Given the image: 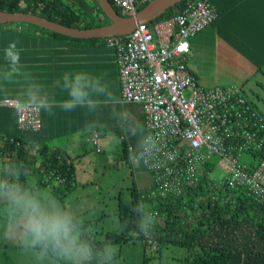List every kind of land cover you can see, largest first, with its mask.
Segmentation results:
<instances>
[{"label":"trees","instance_id":"obj_1","mask_svg":"<svg viewBox=\"0 0 264 264\" xmlns=\"http://www.w3.org/2000/svg\"><path fill=\"white\" fill-rule=\"evenodd\" d=\"M109 1L118 12L119 9L111 0ZM190 1L192 0H181L148 24L180 13L182 7ZM145 5H141L137 10ZM211 5L213 6L212 3ZM0 11L31 13L79 29L110 23L96 0H0ZM105 38L70 37L34 24L6 22L0 24V56H6L5 49L10 43L15 42V50L20 54L19 64L15 67L20 66L19 70L31 66L32 70L38 71L46 64L41 63L47 53L51 54L52 67H57L59 73L66 68L65 64L72 62L69 59L71 56L74 59V66H85L84 61L78 65L75 62L76 57H85L88 51L86 49L89 47L104 45ZM261 68L258 67L259 70ZM191 73L195 76L193 72ZM22 78L20 74L17 75V79L13 76V66L9 59L0 58L1 99L25 100L24 95L20 93ZM120 93L123 101L122 92ZM253 105L264 116L254 103ZM116 132L121 138L122 157L129 165H133L122 130L117 129ZM147 133L144 123V139ZM11 136L19 144L7 140L0 147L1 160L14 153V158L0 171V190L10 187H17L19 193L33 190L36 185L28 182L27 174H34L36 183L47 184L50 181L44 175H49L52 171H55L57 178L62 179L59 185H53L51 188L55 195L75 187V165L67 160V156L61 150L42 145L30 154L25 147L24 136L19 130L17 133H0V139ZM252 151L248 153L252 157L251 164L254 160L264 158V149ZM215 167L214 164L207 165L197 185L177 197L155 195L157 186L151 173L146 170L151 175V186L142 191L134 182L128 190L129 198L125 201L118 200V231H106L101 239H97L98 233L83 230L75 240V228L71 225L69 237L74 241V245L88 246L90 250L88 260L92 264H95L104 252L106 245L137 239L142 240L144 250L149 246L158 252L163 243L169 242L181 246L187 252L183 264H264V202H254L244 193H237L224 186H214L212 176L215 177L213 174ZM153 210L162 217L161 224L153 223L148 218L146 220L147 213ZM189 214L193 220H189ZM37 245L52 255L59 251L43 242Z\"/></svg>","mask_w":264,"mask_h":264},{"label":"built area","instance_id":"obj_2","mask_svg":"<svg viewBox=\"0 0 264 264\" xmlns=\"http://www.w3.org/2000/svg\"><path fill=\"white\" fill-rule=\"evenodd\" d=\"M111 1L129 16L151 0ZM216 18L210 1L192 0L169 18L106 37L105 45L115 53L123 101L143 109L148 133L138 160L153 177L155 195L180 196L214 164L221 171L220 178L212 176L214 186L263 203L264 158L251 164L252 159L241 162V156L264 149V116L241 85L206 87L188 69L189 39ZM0 104L15 110L20 131L41 128L37 103L4 98ZM97 138L95 132L89 140L100 152ZM7 140L19 144L12 136L0 142ZM57 177L55 171L47 175L50 182L62 180Z\"/></svg>","mask_w":264,"mask_h":264},{"label":"crops","instance_id":"obj_3","mask_svg":"<svg viewBox=\"0 0 264 264\" xmlns=\"http://www.w3.org/2000/svg\"><path fill=\"white\" fill-rule=\"evenodd\" d=\"M210 1L216 9L217 18L189 39V70L206 87L217 84L242 86L247 73L261 71L258 67L264 66V0ZM86 50L85 57L75 59L78 65L84 61L85 66H74L71 56L69 59L72 62L65 64L66 68L59 73L57 67H52V56L47 53L45 62L41 63L46 64L38 71L32 70L31 66L24 70H19L20 66L13 67L16 79L19 74L23 76L20 86V93L25 98L23 101L39 105L41 128L32 133L20 131L14 109L0 104V133H17L19 130L30 154L38 146L47 145L61 150L67 160L73 162L81 155L77 154L79 151H85L92 144L89 139L93 133L98 134L97 146L103 151L110 145L111 138L107 133L120 129L134 162L132 170L136 183L140 190L145 191L151 186V175L138 160L144 139L142 109L138 104L121 100L113 49L99 44ZM36 63L39 65V61ZM243 66L250 71L242 73ZM65 74L70 78L77 74L84 77L90 92V103L72 109L64 107L70 100L69 92L64 87ZM13 158L14 153L0 159V169Z\"/></svg>","mask_w":264,"mask_h":264},{"label":"rangeland","instance_id":"obj_4","mask_svg":"<svg viewBox=\"0 0 264 264\" xmlns=\"http://www.w3.org/2000/svg\"><path fill=\"white\" fill-rule=\"evenodd\" d=\"M249 71L241 67L242 73ZM242 87L247 97L264 113V66L261 71L247 73ZM107 134L111 138L108 148L98 152L96 146L89 144L85 151L77 153L81 154L78 158L73 159L76 175L75 187L71 190L55 195L51 188L59 185L58 180L36 183L34 174H27L28 182L36 185L33 190L21 193L17 187L0 190V264H92L88 260L90 250L85 244L73 245L68 254L59 250L52 255L38 243H33L26 228L31 210L25 211L23 202L35 201L41 211L49 215L69 216L75 228V240L83 230L98 233L97 239H101L106 231H118V200L129 198V187L136 183V178L133 166L122 157L119 133ZM251 159L248 153L241 156V162L247 163ZM213 174L220 178L221 171L215 167ZM147 218L153 223L163 221L155 210L147 213ZM186 255L184 248L170 242L163 243L158 252L149 246L144 250L142 240L137 239L106 245L95 264H183Z\"/></svg>","mask_w":264,"mask_h":264},{"label":"clouds","instance_id":"obj_5","mask_svg":"<svg viewBox=\"0 0 264 264\" xmlns=\"http://www.w3.org/2000/svg\"><path fill=\"white\" fill-rule=\"evenodd\" d=\"M16 49V43L12 42L5 49L6 58L11 65L15 67L19 64L20 54ZM64 87L69 92L70 100L64 107L67 109L75 108L77 105L90 103L89 88L84 83V77L77 74L70 78L67 74L64 76ZM59 83V81L57 82ZM19 203V201H17ZM25 211L31 210L27 218L26 228L31 233L33 243L43 242L51 245L54 249L68 254L72 251L74 241L70 239L71 219L69 216L60 214H46L41 211L39 205L32 200L23 202Z\"/></svg>","mask_w":264,"mask_h":264},{"label":"water","instance_id":"obj_6","mask_svg":"<svg viewBox=\"0 0 264 264\" xmlns=\"http://www.w3.org/2000/svg\"><path fill=\"white\" fill-rule=\"evenodd\" d=\"M96 1L110 20L109 24L88 29H79L68 27L31 13H11L5 11H0V24L20 21L78 38L120 36L129 34L139 24H146L153 21L181 0H151L144 7L129 16H124L117 12L109 0Z\"/></svg>","mask_w":264,"mask_h":264}]
</instances>
